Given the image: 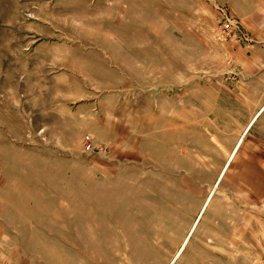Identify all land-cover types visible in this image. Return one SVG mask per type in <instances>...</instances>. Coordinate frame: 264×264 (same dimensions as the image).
Instances as JSON below:
<instances>
[{"label":"rangeland","instance_id":"obj_1","mask_svg":"<svg viewBox=\"0 0 264 264\" xmlns=\"http://www.w3.org/2000/svg\"><path fill=\"white\" fill-rule=\"evenodd\" d=\"M225 15L214 0H0V264L173 262L187 230L163 221L190 224L201 200L182 195L202 187L183 180L184 106L211 61L226 75ZM197 234L176 264L204 257Z\"/></svg>","mask_w":264,"mask_h":264},{"label":"crops","instance_id":"obj_2","mask_svg":"<svg viewBox=\"0 0 264 264\" xmlns=\"http://www.w3.org/2000/svg\"><path fill=\"white\" fill-rule=\"evenodd\" d=\"M214 1L240 26L243 39L230 46L240 77L227 83L223 59L211 61L209 90L194 94L198 101L184 106L196 118L181 124L186 137L180 141L181 157L195 173L185 172L183 180H199L202 187L192 184L182 197L189 203L192 193L201 201L185 213L190 224L177 221L185 219L178 210L163 222L171 230H187L178 254L198 233L204 257L191 255V264H264V0ZM186 203L179 208L187 209Z\"/></svg>","mask_w":264,"mask_h":264},{"label":"built area","instance_id":"obj_3","mask_svg":"<svg viewBox=\"0 0 264 264\" xmlns=\"http://www.w3.org/2000/svg\"><path fill=\"white\" fill-rule=\"evenodd\" d=\"M214 36L215 39L222 43L229 42V40L231 39H243L238 21L234 18H229L226 15L225 18L221 22H219V25L215 29ZM237 66L238 65L234 54L229 52L228 57L226 56L227 70L226 75L224 76V80L226 82H231L232 84L237 83L238 78L240 77V71ZM87 139H89V136H87L85 139L84 150L91 151L93 150L92 145L86 142Z\"/></svg>","mask_w":264,"mask_h":264},{"label":"bare ground","instance_id":"obj_4","mask_svg":"<svg viewBox=\"0 0 264 264\" xmlns=\"http://www.w3.org/2000/svg\"><path fill=\"white\" fill-rule=\"evenodd\" d=\"M184 242H185V241H184ZM181 249H182V248H181ZM181 249H180V250H181ZM180 250H179V252H180ZM179 252H178V253H179ZM178 253H177V255H178Z\"/></svg>","mask_w":264,"mask_h":264}]
</instances>
